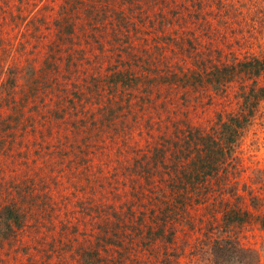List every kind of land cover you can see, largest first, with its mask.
<instances>
[{"label":"rangeland","instance_id":"374dc122","mask_svg":"<svg viewBox=\"0 0 264 264\" xmlns=\"http://www.w3.org/2000/svg\"><path fill=\"white\" fill-rule=\"evenodd\" d=\"M201 1L0 0V207L23 214L0 264H215L231 206L247 213L232 241L264 264V98L233 143L221 133L264 86L224 74L264 56V0ZM124 41L139 86L91 88L87 69L107 76ZM195 130L224 162L198 163Z\"/></svg>","mask_w":264,"mask_h":264},{"label":"trees","instance_id":"16d2710c","mask_svg":"<svg viewBox=\"0 0 264 264\" xmlns=\"http://www.w3.org/2000/svg\"><path fill=\"white\" fill-rule=\"evenodd\" d=\"M207 1L215 2L216 5L219 4L218 0H207ZM200 3L201 4L199 6L204 4L203 0ZM147 4L151 5L149 2H147L146 5ZM107 6L109 9H111L112 7V5H107ZM114 27H115V24L113 25L112 28L115 29ZM132 31L134 33L137 32L135 30H132ZM85 37H88V35L85 34ZM35 45L36 44L33 43L32 48ZM122 45L123 47L121 46V48H123L122 49L123 53L115 54V58H114L115 65L112 67L111 66L109 67L107 76L101 77V69L98 63L92 66L91 68L87 69V75L85 79L88 81V84L93 83L91 88H99V85L101 83H104V85L107 84L109 86V90L112 93L114 92L117 93L119 92L120 89H126L129 87L131 90H133L134 88L139 86L140 82L139 83L137 82L138 75L135 71H131V69L133 65L136 67L137 62L141 61V56L138 55L137 53L134 54L133 52H130L128 48L125 49V47L132 46L130 44L127 45L126 41L122 42ZM233 51L235 50L233 49ZM217 53L222 54L219 50H217ZM250 60L242 61L236 58L235 65H233L231 68H225L224 70L225 72L224 74H226L225 76L227 75L230 76L231 73L236 70L238 71L241 70V73H244V74L253 73L256 76L264 74V56L261 57L260 59L253 58L251 61ZM120 66L123 67L125 71H123V69L119 70ZM83 68H84V65H83ZM212 69H213V66L210 64L208 69L203 67L202 70L203 72H208ZM80 71H85V70H80ZM215 73L216 71L214 68L212 75H215ZM221 75L222 74H219L220 78L216 80L217 78L216 77L215 78L216 81H212L213 82L212 84H215V82H217V84L215 85L219 87V84L222 82L221 79L224 78V76L223 75L221 76ZM91 88H88V89H91ZM261 98H264V86L260 88H256V90L254 91L249 90L247 93H245V95H243V101L240 104V113L230 114L227 118L228 121L223 123L221 133H222L223 138L225 139V145L233 143V141L238 137V130H241L239 128L243 127V125L248 122L250 118V114L253 111L252 109L256 106V104ZM189 137L192 141V144L196 145L201 142L203 145L202 150L203 151L207 150L206 153L202 157L200 156V152L197 153L198 163L199 162L204 163V161L207 159L210 161L211 155L216 156V159L214 160V162L218 160L219 162L225 161L223 159L224 153L221 151V149L214 151L211 148V146L205 143L210 140V134L203 136L202 131L195 130L194 133H191V132L190 134L189 132L187 133V139ZM231 146L232 145H230V147ZM195 147L196 146L192 148L194 153L196 152L195 150H197V148ZM228 151H229V148H228ZM230 155L231 154L229 151V156ZM185 157H186V154H185ZM207 168H208V171L203 172L202 176L208 175L209 178L212 179L213 178L212 173H214L216 169L215 167L212 169L211 165H208ZM204 169H205L204 165H202L200 170H204ZM210 169L212 170L210 171ZM251 205L256 206V202L253 199H251ZM222 214L223 215L220 220L221 226L215 232V234L217 235V238H215L214 240H217V242L214 243L213 241L212 254L214 256L213 257L214 263L224 264L225 262H227L228 258L232 259V256H233V257H238L240 259L239 263L247 262V264H260L259 256L257 255L255 251L237 247L236 243L232 241L233 236H231V230L233 231L234 228H236L238 225H241L243 222L246 221V218H245V216L247 215L246 211H240L239 209H235V207L231 206V209H227V211L224 210ZM240 215H243V217H241ZM168 220H170V218ZM168 220L165 219V221H163V225L161 223V228H159L161 232H163L165 228L172 229L169 226L174 227L171 220L170 222ZM22 223H23V214L20 213V209L16 206V204L9 203L6 205H1L0 207V239L7 238V236L10 235L12 232L14 233L15 232L14 230L19 229L22 226ZM258 223H259V228L264 229V218H260Z\"/></svg>","mask_w":264,"mask_h":264}]
</instances>
